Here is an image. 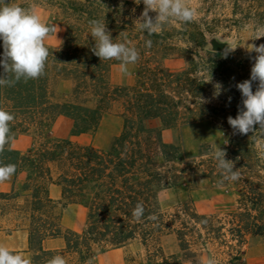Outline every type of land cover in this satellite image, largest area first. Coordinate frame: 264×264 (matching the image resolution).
Returning a JSON list of instances; mask_svg holds the SVG:
<instances>
[{"label": "trees", "instance_id": "1", "mask_svg": "<svg viewBox=\"0 0 264 264\" xmlns=\"http://www.w3.org/2000/svg\"><path fill=\"white\" fill-rule=\"evenodd\" d=\"M11 2L32 7L35 1ZM42 2L61 15L65 36L59 49L49 48L45 73L39 79L0 87V107L15 117L10 124L13 139L0 161L16 165L14 178L25 175L20 191L15 187L0 191V223L12 225L1 228L27 230L32 264H47L56 255L67 264H87L90 259L96 264L99 254L136 241L146 249L149 264H199L207 255L219 257L221 264H245L246 237L264 241V149L257 143L260 131L234 134L227 118H235L242 107L236 85L250 79L247 61L239 52L207 47L216 27L209 22L173 20L151 36L139 31L135 20L144 10L142 0L140 4L135 0ZM227 2L234 16L228 20L231 27L264 24V0ZM92 19H105L114 41L126 39L139 51L133 84L109 83L110 66L119 62L101 61L92 52L88 23ZM146 40L152 41L151 48L145 46ZM171 59L182 60L184 66L166 68L164 62ZM54 75L71 83L69 98L58 99L51 93ZM217 83L222 85L218 97ZM108 113L122 119L121 131L109 147L81 143L82 137L95 134ZM58 117L72 121L68 138H51L50 126ZM152 120L160 125L151 127ZM202 121L227 135L220 147L240 173L239 180L221 186L234 195L229 196L231 207L223 216L198 214L188 202L170 212L160 198L162 191L189 179L205 177L217 183L221 179L209 144L188 159L180 143L162 139L163 130ZM30 132L43 134V140L25 151L13 147V141ZM52 185L60 187L58 200L50 196ZM137 203L145 210L140 220L132 215ZM68 205L85 208V221L78 230L62 228ZM167 235L176 237L178 253L164 252L160 242ZM56 237L63 238L64 246L46 248L45 241Z\"/></svg>", "mask_w": 264, "mask_h": 264}, {"label": "clouds", "instance_id": "2", "mask_svg": "<svg viewBox=\"0 0 264 264\" xmlns=\"http://www.w3.org/2000/svg\"><path fill=\"white\" fill-rule=\"evenodd\" d=\"M135 3L140 4L141 0H135ZM142 3L144 10L135 20V26L149 36L159 33L173 20L188 24L197 19V8L192 0H142ZM150 13L155 15L152 16ZM88 23L90 36L94 40V46L91 49L94 55L101 61H118L120 72L129 74V65H134L140 59L137 48L131 46L126 39L114 41L107 29L105 19H92ZM53 33L57 34L56 26L45 23L35 6L23 7L12 3L11 0H0V41L3 44V53L0 56V67L3 69V73L0 74V87H13L21 81L39 79L44 75L50 55L45 41ZM262 37H264V26L257 30L255 38L251 40ZM145 46L151 48L152 41L146 40ZM238 46H229L228 51H235ZM246 49L249 53H256L253 57L250 79L236 85L242 95V107L236 117L229 116L227 122L234 134L247 135L250 132L260 131L262 138L257 143L264 149V44L259 46L254 43L247 44ZM211 79L210 73L207 82ZM253 82H256L255 91H253ZM214 87V95L218 97L221 94L222 85L217 83ZM14 119V114L0 107V155L13 139L10 124ZM261 156L264 157V151L261 152ZM212 159L216 161L221 175L218 187L223 186L226 181L239 180V171L235 169L233 161L226 159V152L221 147L218 146L212 153ZM15 172L16 165L0 161V183L9 180ZM144 211L143 205L137 203L132 215L136 220H140ZM151 218L156 219L154 216ZM0 264H32V261L0 244ZM47 264H67V262L63 256L56 255L48 260ZM87 264H93V261L90 259ZM203 264H217V261L209 257L203 261Z\"/></svg>", "mask_w": 264, "mask_h": 264}, {"label": "rangeland", "instance_id": "3", "mask_svg": "<svg viewBox=\"0 0 264 264\" xmlns=\"http://www.w3.org/2000/svg\"><path fill=\"white\" fill-rule=\"evenodd\" d=\"M33 6L37 13L41 16V19L50 25H54L57 28V34L53 33L45 41L48 48L56 50L59 49L63 43L65 36V26L62 22V17L57 13L50 4H45L42 0H34ZM213 0H192L193 5L197 8V21L199 23L209 22L214 24L215 35L218 41L225 42L230 47L239 45L235 51L247 61L248 67H251L254 63L253 57L256 53H249L246 49L247 44H264V37L251 40L255 38L257 30L264 26L256 25L255 23H248L240 25L238 27H231L229 19H233L232 9L228 5L227 0H215L213 3H208ZM60 15V16H59ZM220 22V23H217ZM212 36V35H211ZM210 36H208V48L211 49ZM164 66L168 69L175 70L182 68L184 62L178 59H171L164 62ZM135 66L129 65V74H122L119 70V63L112 64L108 73V81L111 85H131L134 83ZM49 88L54 97L61 99H67L71 92V83L64 81L55 75L50 78ZM151 127H157L160 125L159 120H152ZM72 121L66 117H58L50 126L51 138H68ZM122 127V119L113 114H105L98 126L97 131L93 136H84L79 141L81 143H92L98 148H107L117 136ZM227 138V135L219 130L213 128V126L206 121L195 122L190 124H183L177 128L166 129L162 131V139L166 143L181 144L184 153L187 158H193L202 146L209 144L212 149L221 146L222 142ZM43 140V134L37 132H30L27 135H21L17 141H13V147L25 151L32 145H38ZM10 178V184L5 188L6 191H10L12 188L21 190L22 184L25 179V175L20 174L14 180ZM217 182L211 178H194L189 179L182 186L170 188L164 190L160 194L163 208L170 212L173 209L184 202H188L197 211L198 214H220L221 216L230 209L232 198L234 195H230L225 192V188L217 186ZM1 190V189H0ZM231 196V197H229ZM68 224L75 226V229H80L85 221L86 211L85 208L78 205H71L68 211ZM11 228L12 225L7 222L0 223V228ZM69 229V228H66ZM161 246L166 254L178 253L177 239L174 235H167L161 239ZM244 253L243 259L245 264H264V241L260 237H246V242L242 246ZM116 252V251H115ZM120 252H123L125 256L124 264H149L146 249L138 242H133L123 248V251H117V253L99 254L96 258V264H116L120 259ZM212 256H204L199 264H203V261ZM213 258V257H212ZM217 264L220 258L215 257ZM189 264V263H186Z\"/></svg>", "mask_w": 264, "mask_h": 264}, {"label": "crops", "instance_id": "4", "mask_svg": "<svg viewBox=\"0 0 264 264\" xmlns=\"http://www.w3.org/2000/svg\"><path fill=\"white\" fill-rule=\"evenodd\" d=\"M12 179L14 180V177ZM9 184H10V179L0 183V189H1L0 191H6L5 188L8 187ZM50 196L56 200L60 199L61 198L60 187L56 185L50 186ZM70 207L71 205H68L63 211L62 228L63 229L69 228V229L77 230L75 229V226L69 225L67 223L68 222L67 215H68V211ZM0 244L9 248L10 251H15L18 254H22L23 256L27 258H31V254L28 251V232L26 229L21 228V229L12 230V231H6V230H3V228H0ZM44 245L48 249L61 248L64 246V240L62 237L51 238V239L46 240ZM125 247L126 246L113 249V250H109L106 253L107 255H109L110 253H117V251H123V248ZM120 253L121 254H118L120 255V259L117 261L116 264H124L125 256L123 252H120Z\"/></svg>", "mask_w": 264, "mask_h": 264}, {"label": "water", "instance_id": "5", "mask_svg": "<svg viewBox=\"0 0 264 264\" xmlns=\"http://www.w3.org/2000/svg\"><path fill=\"white\" fill-rule=\"evenodd\" d=\"M211 49L213 51H224L228 50V44L225 42L218 41L216 38L210 39Z\"/></svg>", "mask_w": 264, "mask_h": 264}]
</instances>
